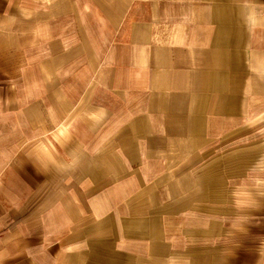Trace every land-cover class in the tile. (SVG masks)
Returning <instances> with one entry per match:
<instances>
[{
	"label": "crops",
	"instance_id": "crops-1",
	"mask_svg": "<svg viewBox=\"0 0 264 264\" xmlns=\"http://www.w3.org/2000/svg\"><path fill=\"white\" fill-rule=\"evenodd\" d=\"M0 264H264V0H0Z\"/></svg>",
	"mask_w": 264,
	"mask_h": 264
}]
</instances>
